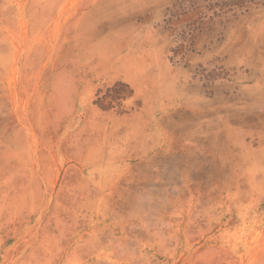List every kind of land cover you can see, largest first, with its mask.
I'll return each instance as SVG.
<instances>
[{
    "label": "rangeland",
    "instance_id": "374dc122",
    "mask_svg": "<svg viewBox=\"0 0 264 264\" xmlns=\"http://www.w3.org/2000/svg\"><path fill=\"white\" fill-rule=\"evenodd\" d=\"M0 264H264V0H0Z\"/></svg>",
    "mask_w": 264,
    "mask_h": 264
}]
</instances>
